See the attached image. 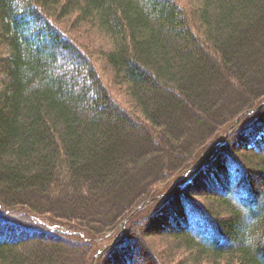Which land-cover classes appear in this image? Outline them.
Masks as SVG:
<instances>
[{
	"label": "trees",
	"instance_id": "trees-1",
	"mask_svg": "<svg viewBox=\"0 0 264 264\" xmlns=\"http://www.w3.org/2000/svg\"><path fill=\"white\" fill-rule=\"evenodd\" d=\"M193 4L0 0V264H55L72 244L91 264L109 233L94 264H264V0ZM85 27L140 118L73 36ZM194 135L192 158L154 182L165 146L174 159ZM164 235L159 253L146 243Z\"/></svg>",
	"mask_w": 264,
	"mask_h": 264
},
{
	"label": "rangeland",
	"instance_id": "rangeland-1",
	"mask_svg": "<svg viewBox=\"0 0 264 264\" xmlns=\"http://www.w3.org/2000/svg\"><path fill=\"white\" fill-rule=\"evenodd\" d=\"M177 1L179 2V4H181L182 6H184V8L190 10L192 7H194L193 6L194 5L193 3L196 0H177ZM72 34L89 51V54L91 55L92 59L95 61L96 67L98 68V71H99V73L101 75V78L103 79V81H104L107 89L109 90V92L111 93V95L113 96V98L123 108H125L126 110H129V111H132L131 112L132 114L134 113L135 115H137L140 118V115H139L140 112L134 107V105H133V103H132V101L130 99V96L128 95V92H127V89H126L125 85L124 84H119L115 80V77H114V74H113L112 69L100 57V52L102 50H104V49H106V48L109 47L108 40L105 39V38H103V34L100 31H98L96 28H93V27H85V28H81V29H73L72 30ZM1 51H2V49H0V52ZM252 96H253L252 94L249 95L240 104L247 103L248 101L250 102L252 100V98H253ZM235 105H237V103L236 104H233V105H230L229 108L226 110V112L223 114V116L221 118H227L228 119L229 116H231L238 109V107L235 109ZM221 118H215L214 120L211 119L209 126H213V123L216 120H219ZM239 118L240 117H238V119ZM238 119L236 121H238ZM205 136H207V135H205ZM226 136H227V134L225 135V137ZM204 137H202V139ZM202 139L197 138L196 135H194V137L192 139H190V138L186 139V141L182 145L178 146V148H184V149H182L183 152H181L177 156L175 155V158L174 159L172 158V155L174 153V151L172 150V148L170 146H165V150H163V152L160 154V157L157 158V159H160L163 162L164 165H162V169H160L161 170L160 175L159 176L157 175L158 177L156 176L157 179L155 180L156 177L154 178V182H159L161 180L166 179L168 176H170L172 174V172L180 169L181 166H183V164H186L188 162V160L190 158H192L193 154L197 150V147L201 143V140ZM208 150H210V149H208ZM205 152L201 155V157L205 154ZM191 169H193V167H191L190 169H188L185 172H189V171H191ZM180 176H181V174H179L167 186H164L163 187L164 189H166L167 187L170 186V189L169 190H167L165 192H162L160 195L153 196L150 201L152 202V201H154L156 199H162L165 195H167L171 190H173V187L175 186L176 181L179 179ZM186 177H188V175ZM154 182H152L150 184V187H154ZM159 189H160V187H159ZM145 204H147V201H145L138 208L134 209L129 214V216L122 221L123 230L125 228L126 223L129 221V218L132 217V215H134L138 211H140L141 209H139V208L144 207ZM129 210H128V212L126 211L124 214L129 213ZM119 214L120 215L117 216L119 218H121L124 215V214H122V211L121 210L119 211ZM100 216H103L105 218V216H107V215L100 214ZM95 224L98 225V223H95ZM147 229L149 231H157V232L158 231H161L162 232V230H159L160 229V221L153 222V224H151L150 227H147ZM147 229H145V230H147ZM114 233H116V231L115 232H112V234H114ZM109 234H107L105 236L106 237L105 239H101L100 243H98V246H97L98 248L101 249L103 246H107L108 242L111 240V237H108ZM145 237H146V235H144V238ZM162 237L161 238H157V239H153V238H150L148 240L146 239V243L150 247L155 248V249H158L159 251L158 250L157 251L159 253L160 251H162V249L164 250L165 247H167L168 245L170 246V244L173 242V240L171 239V237L168 236V235H164ZM163 239H166L167 241H165ZM41 247L42 248H45V249H49L48 248L49 245H46V244H43V246H41ZM64 247H63V249H61V250L59 249L58 252H56V256H55V262L56 263L55 264H85V261H86L85 260L86 259L85 257H88V255L85 256L86 253H83V251L86 250V248H82V246H77V245H74V244H72L71 246L70 245H66ZM100 249L97 250V252L93 256V259L91 261V264H94V261H95L94 259L99 254ZM150 258L151 257H149V259H146L145 258L142 263L143 264H152V260H150ZM178 259H179V255L177 257H172V259H168L167 262L170 263V264H174L176 261H178Z\"/></svg>",
	"mask_w": 264,
	"mask_h": 264
},
{
	"label": "water",
	"instance_id": "water-1",
	"mask_svg": "<svg viewBox=\"0 0 264 264\" xmlns=\"http://www.w3.org/2000/svg\"><path fill=\"white\" fill-rule=\"evenodd\" d=\"M222 142V140H220V141H218L217 143H215L214 145H213V147L212 148H214L216 145H218V144H220ZM211 148V149H212ZM210 149V150H211ZM210 150H208V151H206L205 152V154L201 157V158H204L205 156H206V154L210 151ZM188 174V172H185V173H183L180 177H179V179L176 181V184H175V186L173 187V190L175 189V187L179 184V182L186 176ZM172 191V190H171Z\"/></svg>",
	"mask_w": 264,
	"mask_h": 264
},
{
	"label": "bare ground",
	"instance_id": "bare-ground-1",
	"mask_svg": "<svg viewBox=\"0 0 264 264\" xmlns=\"http://www.w3.org/2000/svg\"><path fill=\"white\" fill-rule=\"evenodd\" d=\"M237 123H238V121H237V122H235V123H233V124H234L233 126L237 125ZM233 126H232V127H233Z\"/></svg>",
	"mask_w": 264,
	"mask_h": 264
}]
</instances>
